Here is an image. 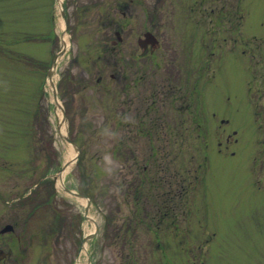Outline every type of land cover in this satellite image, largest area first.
<instances>
[{"label":"rangeland","instance_id":"rangeland-1","mask_svg":"<svg viewBox=\"0 0 264 264\" xmlns=\"http://www.w3.org/2000/svg\"><path fill=\"white\" fill-rule=\"evenodd\" d=\"M112 3L64 0L70 46L60 56L57 0H0V230L14 226L0 234L2 246L12 249L7 264H264V166L254 163L249 151L254 145L252 112L264 109V0L205 3L213 8L224 4L230 12L240 5L238 36L233 33L238 16L214 21L203 118L209 130L228 120L224 127L237 131L238 141L219 153L223 134L207 133V166L198 171L205 164V142L189 147L186 134V146L173 154L178 165L163 175L174 173L178 180L179 174L188 182L178 227L159 221L163 212L156 198L167 189L159 175L146 186L151 215L129 205L127 184L137 166L129 160L128 146L136 149L142 166L144 144L141 135L122 126L129 110L122 103L123 81L115 86L110 78V41L125 25ZM56 57L55 83L68 134L81 149V162L66 175V186L77 190L84 180L92 198L88 215L96 224L90 233L86 204L56 188V180L57 195L48 201L50 187L40 184L54 177L69 155V146L57 136L48 81ZM36 188L30 200L22 201ZM86 242L88 257L81 254Z\"/></svg>","mask_w":264,"mask_h":264},{"label":"flooded vegetation","instance_id":"flooded-vegetation-1","mask_svg":"<svg viewBox=\"0 0 264 264\" xmlns=\"http://www.w3.org/2000/svg\"><path fill=\"white\" fill-rule=\"evenodd\" d=\"M112 1V9H118L116 15L125 21V25L124 28L120 25L123 34L115 31L116 37L110 41L113 55L110 78L115 86L120 80L123 81L119 87L124 95L122 103L128 105L127 116L131 117L127 121V127L132 132H140L144 139L145 156L142 161L146 164L142 168L137 164L136 151L128 146L131 164L137 166L136 174L140 168L146 172V178L139 186L133 179L129 183V205L137 206L140 202L139 194L143 191L138 187L143 186L144 181L153 175L148 174V170L152 168L150 165L154 164L152 162H156L162 171L165 169V160L168 161L169 168L176 163V159L172 158L170 161L169 156L164 157L163 154L173 153L166 151L165 145L171 142L175 147L181 130L191 135L197 131L222 133L224 150L238 141V132H228L224 127L228 125L226 120H220L221 124L209 130L207 125L202 128L201 124H196V117L199 112L204 115L207 111L204 100L211 80L214 21H228L229 17L233 16L234 19L238 16L239 21L233 32L238 36L242 14L239 13V4L237 12L226 10L224 4L218 8L205 5L212 0ZM223 26L226 28L224 24ZM216 45L223 44L217 42ZM196 48H200L197 53ZM176 114L183 116V121L188 124H175L172 117L180 116ZM252 114L254 145L249 148L250 158L254 163L260 162V167H263L264 109H254ZM165 133L173 141L166 142ZM218 145L221 146V142ZM155 148L157 157L152 155ZM224 150L220 148L218 151L222 153ZM142 175L143 173L140 174ZM161 177L160 183L166 185L167 189L163 191L165 198L160 211L164 214L163 219L172 220L177 227L181 208L179 179L173 173L172 183L165 180V184L163 173Z\"/></svg>","mask_w":264,"mask_h":264},{"label":"bare ground","instance_id":"bare-ground-1","mask_svg":"<svg viewBox=\"0 0 264 264\" xmlns=\"http://www.w3.org/2000/svg\"><path fill=\"white\" fill-rule=\"evenodd\" d=\"M58 4L60 6V3L62 2V0H58ZM60 27L63 31V45L65 46L66 49L69 48L70 46V38H69V34L67 32H65V23H64V20L62 18H60ZM60 62V60H58V63ZM55 69L53 71V75L50 76V80L49 82L52 83V85H56L55 81H56V76L54 75L55 73ZM52 101L55 103V112H54V118H55V122H56V125H57V136L60 137L61 139H63L65 141V143H67V145L69 146V155L67 156L66 158V162L64 164V170L62 171V173H60L58 175V179H57V186L58 188L62 189V190H65V184H66V175L70 172L71 168L73 167L74 163H75V156H76V152H77V149L70 143H68L66 140H65V137H66V134H67V123H66V120L64 119V115H63V112H62V109L60 108L61 106V101L60 99H58L57 101L54 100V98L52 97ZM68 193V192H67ZM66 193V194H67ZM70 195L74 193H71L69 192ZM68 195V196H70ZM78 200L83 204H87V199L85 198H81V197H78ZM88 221L92 223V227L89 229L88 227H86V229L88 230V232H93L94 228H95V222H94V219L91 215H88ZM88 243L86 242L83 247H82V251H81V254L83 255H87V251H88ZM78 264H83L82 262L79 261Z\"/></svg>","mask_w":264,"mask_h":264},{"label":"trees","instance_id":"trees-1","mask_svg":"<svg viewBox=\"0 0 264 264\" xmlns=\"http://www.w3.org/2000/svg\"><path fill=\"white\" fill-rule=\"evenodd\" d=\"M199 134H200V132H199ZM196 140H197V139H196ZM201 140H202V139H201ZM74 141H75V140H74ZM198 143L200 144V139L198 140ZM199 144H198V145H195V146L198 147ZM182 145H183V144H182ZM181 149L183 150V148H181ZM80 162H81V161H79V163H80ZM79 163H78V164H79ZM180 178H181V179H184V180L181 181V183H182V185H181L182 188H181V189L183 190L184 188L187 187V185H185V183H188V182H186V178H185V176H184V177L180 176ZM81 184H82V186L79 188L80 193H82V194H84V195H88V192H85V188H84V186H83V185H85L84 180H83V182H82ZM42 185H43V186H49V187H50V194H49L48 201H51L52 199H54L53 197L55 196V190H54V187H53V180H46V181H44V182L42 183ZM38 189H39V188H38ZM38 189L34 190L33 193H32V195L35 194V193L37 192ZM32 195H30L27 199H24V200H22V201L30 200ZM181 197H183V196H181ZM60 219H61V217H60L59 215H56V224H58V220H60Z\"/></svg>","mask_w":264,"mask_h":264},{"label":"water","instance_id":"water-1","mask_svg":"<svg viewBox=\"0 0 264 264\" xmlns=\"http://www.w3.org/2000/svg\"><path fill=\"white\" fill-rule=\"evenodd\" d=\"M62 16L65 18V20H66V16H65V13L64 12H62ZM54 67H56V60L54 61ZM51 74H50V72H49V76H50ZM57 92H55L54 93V97H55V99H57ZM66 141H68V142H70V143H72V144H74L73 142H71V140L69 139V137H66ZM79 157L80 156H78V158L77 159H79ZM65 190L67 191V192H71L72 193V190H70L69 188H65ZM75 195H79L78 193H74ZM90 204V202L88 203V205ZM13 229V227L12 226H10V225H8V226H6L4 229H3V232H6V231H10V230H12ZM9 255H10V252H8V253H4L2 250H0V258H5V261L7 260V258L9 257Z\"/></svg>","mask_w":264,"mask_h":264}]
</instances>
